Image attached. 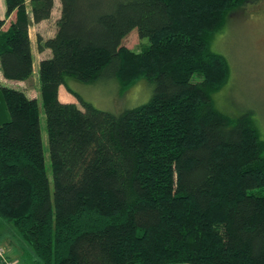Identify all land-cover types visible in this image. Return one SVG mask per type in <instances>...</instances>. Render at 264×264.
Segmentation results:
<instances>
[{
    "label": "trees",
    "instance_id": "16d2710c",
    "mask_svg": "<svg viewBox=\"0 0 264 264\" xmlns=\"http://www.w3.org/2000/svg\"><path fill=\"white\" fill-rule=\"evenodd\" d=\"M60 1L56 34L38 36L39 49L51 50L40 62L42 104L0 88L10 114L0 124V219L28 246L27 260L264 264V139L249 113L229 115L214 99L231 66L212 41L248 0ZM5 4L0 68L7 80L29 81L27 0ZM54 4L30 0L33 20L51 18ZM134 29L149 40L141 51L124 45ZM107 77L123 90L146 78L153 95L116 114L68 84ZM61 86L80 105L63 102Z\"/></svg>",
    "mask_w": 264,
    "mask_h": 264
},
{
    "label": "rangeland",
    "instance_id": "374dc122",
    "mask_svg": "<svg viewBox=\"0 0 264 264\" xmlns=\"http://www.w3.org/2000/svg\"><path fill=\"white\" fill-rule=\"evenodd\" d=\"M61 10V1L55 0L53 17L46 21L43 27L46 36L52 35L55 28L57 29L56 17L59 14L61 15ZM147 44H149V40L141 39L137 29H134L124 39V45L138 51H141L143 46ZM211 47L214 51L223 54L231 66V77L228 83L214 94L218 108L229 115L249 113L258 128L261 138L264 139V0H248L231 11L225 24L215 35ZM34 78L40 84L39 70ZM201 78L198 74L193 76L194 81H199ZM32 82L27 83V85L33 89V87H36V83ZM68 84L85 101L92 103L99 109L116 114L148 102L154 92L153 84L146 78L140 79L135 85L126 90L121 88L117 79L110 77L90 83L69 78ZM19 85H21V82L16 81H7L6 84V86L21 88ZM68 92L66 87L62 89L63 96H71L78 103V99L71 92ZM38 99L42 104L41 91ZM41 108V128L46 163L51 175L47 120L43 106ZM3 112H7L8 119H10L0 89V124L6 120L2 118ZM0 239L3 242L5 240L6 242L12 241L28 248L15 227L1 219ZM3 242L0 243V246L5 247ZM0 250H3L5 255L8 256L5 248H0ZM14 260L17 264L20 263L17 259Z\"/></svg>",
    "mask_w": 264,
    "mask_h": 264
},
{
    "label": "crops",
    "instance_id": "0c3cea01",
    "mask_svg": "<svg viewBox=\"0 0 264 264\" xmlns=\"http://www.w3.org/2000/svg\"><path fill=\"white\" fill-rule=\"evenodd\" d=\"M27 7H28V10L30 12V18H31V23H30V27H29V36L31 39L33 59H34V64H33L34 72H33V76L31 78V80H29V81H16V82H21V85H19V86H21L22 89H25L26 92L29 94V96L39 98L40 84L37 82V80L34 77H36L38 70H40V62L43 59L48 58L51 55V50L45 49V50L41 51L39 49L38 36H42L44 39H48L50 37H53L56 34L57 29L55 28L54 33L50 36H46V34L43 31V27H44L46 21L50 20L53 17L54 11L52 13L51 18L37 23L33 20V16L31 14L30 0H27ZM5 14H6L5 0H0V15L5 16ZM60 16L61 15L59 14V16L56 17V24H57V20L60 18ZM13 17H14V14L11 15L7 19L6 24L3 27V30H7L9 28L10 22H11ZM7 81H11V80L5 79V77L3 76V73L1 71V68H0V85H6ZM31 81H33L32 83H34V82L36 83V87L35 88L33 87V89L27 85V83H29ZM64 87L65 86L60 87V90H59L60 99L63 102H76L73 98H71V96H68V95L63 96L62 95V89ZM7 115H8L7 112H3L2 118H5L6 120H8ZM1 240L2 239H0V243L3 242ZM3 244L5 245V247L0 246V248H5L7 255L13 259H17L20 262L19 264H34L31 260H27V258L25 257L24 251H23V247H24L23 245L16 243L18 245L16 247L15 242L14 243L12 241L6 242V240H5V242H3ZM0 264H3V261L1 260V258H0Z\"/></svg>",
    "mask_w": 264,
    "mask_h": 264
},
{
    "label": "built area",
    "instance_id": "2783aa9c",
    "mask_svg": "<svg viewBox=\"0 0 264 264\" xmlns=\"http://www.w3.org/2000/svg\"><path fill=\"white\" fill-rule=\"evenodd\" d=\"M0 258L2 259L4 264H17L16 260L6 256L3 250H0Z\"/></svg>",
    "mask_w": 264,
    "mask_h": 264
}]
</instances>
